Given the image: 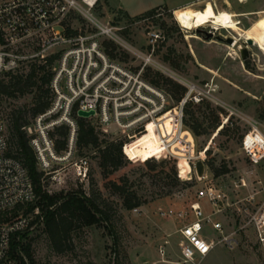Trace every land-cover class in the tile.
<instances>
[{"label": "rangeland", "instance_id": "obj_1", "mask_svg": "<svg viewBox=\"0 0 264 264\" xmlns=\"http://www.w3.org/2000/svg\"><path fill=\"white\" fill-rule=\"evenodd\" d=\"M90 14L97 25L112 28L113 38L120 39L112 42L117 49L114 59L109 58L111 62L133 76L138 73L141 76L145 68L180 84L186 90L184 98L191 102L189 113L185 116L182 113L180 119V105L168 96L170 87L159 79L157 91L164 99V103L157 104L163 106L160 114L173 109L179 120V128L170 142L161 138V144L155 129L160 149L131 158L127 154L119 167L108 169L105 179L99 167V153L91 147L75 150L58 165L57 174L43 176L41 185L49 197L62 201L91 196L106 210L109 222L75 230L70 249L59 254L51 249L45 235L42 213L32 212L27 215L29 228L14 239L19 245L29 247L31 261L23 258L24 264H183L178 230L189 215L180 218L176 214L187 213L196 191L202 187L196 171L198 162L230 205L213 218L223 224L225 232L232 229L234 221L237 227L242 225L241 218L236 217L237 206L246 207L241 216L245 217L264 196V50L255 42V46L246 45L242 38L244 34L255 39L263 37L264 0H205L174 12L160 8L138 17H129L99 0ZM65 30L72 36L99 38V43L111 38L102 35L96 25L79 14L67 18ZM152 32L159 36L153 43L149 38ZM228 39L238 43L232 47L233 44L226 43ZM240 46L247 48L245 60L239 52ZM147 58L150 64L146 63ZM26 75L0 77L1 84L11 86L10 94L0 93V116L8 127V136L15 117L29 123L39 95L47 96L46 85L38 80L41 75L32 79L35 85L28 86L23 94L18 92L16 82L25 81ZM136 86L131 80L132 92ZM94 95L112 114L107 133H100V140L105 142L101 148L137 135L140 125L125 128L126 118L122 117L119 123L113 119L114 109L127 99L128 92L110 84L88 91L83 99L88 101ZM155 115L148 122L153 119L156 124ZM92 123L97 125L96 117ZM187 127L196 136L175 143ZM255 135L257 142L252 140ZM147 157L155 162L148 165L140 160ZM82 158L88 161L86 179L77 177L73 167ZM221 168L228 173L214 177L212 169ZM174 170L178 185L173 180ZM241 179L246 187H237ZM112 185L133 192L141 205L125 210ZM250 197L254 201L246 203L244 199ZM201 204L208 213L206 202ZM169 210L173 217L161 215ZM203 233L208 239L219 238L209 226ZM234 240L232 249L219 245L198 264H262V252L251 230L237 232Z\"/></svg>", "mask_w": 264, "mask_h": 264}, {"label": "built area", "instance_id": "obj_2", "mask_svg": "<svg viewBox=\"0 0 264 264\" xmlns=\"http://www.w3.org/2000/svg\"><path fill=\"white\" fill-rule=\"evenodd\" d=\"M98 2L99 0H0V77L28 74L35 67H43L45 71L49 70L52 73L49 84L52 92L50 107L44 113L35 116L31 123L23 128L29 136V146L34 153L36 167L46 176L57 174L58 165L68 160L75 151L77 131L73 114L75 104L76 116L79 110L94 111V116L89 118L96 117L99 131L102 134L107 133V128L112 122V114L110 115L104 104L99 103L97 96H92L88 101L83 99L88 91H97L112 84L122 92H128L127 99L113 111V119L117 123L122 117L128 120L125 128L135 125L148 126L151 123L156 126L157 118L163 114H160L163 106L157 107L158 101L164 103L158 89L145 82L140 73L133 76L129 71L111 62L102 50L99 38L66 34L67 18L72 14H79L96 25L102 35L111 37L107 38L108 41H120L119 38H113L112 28L99 26L92 18L90 12ZM149 38L153 43L159 36L152 32L149 33ZM53 56L55 57L53 63L48 65V59ZM150 62L147 58L146 63ZM131 80L137 84L133 92L129 87ZM186 101L183 98L179 103L180 119ZM153 114H156V124L153 119L148 122V118H152ZM60 125L69 128V137L67 150L57 154L54 141L49 134L54 127ZM134 136L135 134L127 138ZM252 140L257 142V136L255 135ZM8 151L6 122L0 116V216L7 218L6 221H0V264H18L9 255L10 244L15 234L29 228L30 220L28 214L21 212L11 217L12 211L17 207L25 208L34 204L36 195L26 169L19 161L8 156ZM73 167L77 177L81 179L88 177L87 159L78 160ZM199 182L202 187L196 191L187 213L176 214L180 218L189 215L183 219V225L178 230L179 252L183 264H198L219 245L232 249L236 233L247 229L254 235L255 242L262 252L264 264V196L245 217L241 216L242 210L246 211V207L241 209L237 206L236 217L241 218L239 223L242 225L239 224L237 227L234 221L232 229L225 232L223 224L213 220L230 207L225 194L211 184V178L205 171ZM237 187H245V180L241 179ZM244 200L249 204L254 201L251 197ZM203 201L209 207L208 213L203 210L201 204ZM33 213L37 215L38 209L35 208ZM161 215L173 217V212L169 210L162 212ZM206 226L219 234L216 241L204 235Z\"/></svg>", "mask_w": 264, "mask_h": 264}, {"label": "trees", "instance_id": "obj_3", "mask_svg": "<svg viewBox=\"0 0 264 264\" xmlns=\"http://www.w3.org/2000/svg\"><path fill=\"white\" fill-rule=\"evenodd\" d=\"M154 11L155 10H151L150 12H147L141 16L149 15ZM101 47L108 58L113 60L115 57L113 53L117 49L116 46L111 41L104 40L101 43ZM54 59V56L50 57L48 59V65H51ZM37 75H41L38 79L41 85H46L45 93L47 96L44 98L39 95L38 101L33 109L31 120L35 116L44 113L51 105L52 92L49 88V84L52 78V73L49 70L45 71L43 67H35L32 68L31 72L26 75L25 81L18 79L16 82L18 85L17 91L23 94L28 86L35 85V82L32 81V79H35ZM141 78L157 89H159L160 85L158 80H164V82L170 87L168 96L175 102L176 105H179L185 96L186 90L180 86V84L163 78L156 71L152 72V70L150 71L144 68ZM10 87L11 86H5L0 83V93L10 94ZM190 105L191 102L188 101H186V103L183 105L182 113L184 116L189 113L188 108ZM76 110L77 104H75L73 107V114L77 124L75 150L91 147L95 150L96 154L98 151L100 159L99 167L102 170L104 179L108 169L111 168L115 170L117 167H119L121 165L122 158L125 159L127 154H129L131 158L136 154L144 155V153L147 152H154L160 149L158 136L161 144V138H165L167 142H170L172 138L175 137L176 131L179 128L178 115L172 109L163 113L157 118V124L155 128L157 127L156 130L158 132V136L152 124H149L148 126L144 125L141 127V129L136 131V136L129 139L123 138L115 142H110L106 144L104 148H101L105 142L100 140L101 132L98 130V126L92 123L93 118L77 117L75 115ZM31 120L29 123H25L22 121L21 117H15L14 121H12L11 132H9V136L8 127L6 126V134L9 143L8 156L19 161L26 169L36 195V201L34 204H30L25 208L17 207L12 211V213L14 216L19 212L28 214L32 213L34 209L37 208L38 211L42 213L44 232L51 249L55 253L61 254L70 249V238L75 230L98 225L101 222L108 223L109 217L106 210L100 206V204H97L93 198H91V196H83L82 199L71 197L67 200L61 201L59 198H52L45 194L41 185L44 174L36 167L34 153L29 146V136L23 129L31 123ZM187 130L182 131L179 134L177 137V142L175 143L185 141L196 136V133L190 127H187ZM49 135L54 141V149L57 154H62L67 150V140L69 137V128L67 126L60 125L58 127H54ZM140 160L144 164L148 165H150L152 162H155L153 158L148 157L144 160ZM151 167L153 168L154 166L152 165ZM212 173L214 177H219L228 173V170L225 168L212 169ZM173 180L175 185L179 184L176 170L173 171ZM112 188L114 189V193H117L121 197L122 205L125 210L131 211L141 205V202H139L133 192H128L115 185H112ZM6 220L7 218L5 216H0V221L3 222ZM15 235L13 236L10 244V257L18 264H24L23 258L31 261L28 251L29 247L23 244L19 245L20 242H16L14 239Z\"/></svg>", "mask_w": 264, "mask_h": 264}, {"label": "crops", "instance_id": "obj_4", "mask_svg": "<svg viewBox=\"0 0 264 264\" xmlns=\"http://www.w3.org/2000/svg\"><path fill=\"white\" fill-rule=\"evenodd\" d=\"M205 0H104L106 4L129 17H138L151 10L165 8L176 11L189 6H197Z\"/></svg>", "mask_w": 264, "mask_h": 264}, {"label": "water", "instance_id": "obj_5", "mask_svg": "<svg viewBox=\"0 0 264 264\" xmlns=\"http://www.w3.org/2000/svg\"><path fill=\"white\" fill-rule=\"evenodd\" d=\"M218 38V37H217ZM226 43L228 45L232 44V40L231 39H228L226 40ZM248 44L252 45L253 43L251 41H248ZM239 52L241 54V57L243 60H245L247 57H248V52H247V49L245 47H239ZM95 112L94 111H82V110H79L77 111V116L78 117H81V118H89V117H92L94 116ZM196 171H197V176L199 178H201L203 172H204V167H203V164L201 162H198L197 165H196Z\"/></svg>", "mask_w": 264, "mask_h": 264}, {"label": "bare ground", "instance_id": "obj_6", "mask_svg": "<svg viewBox=\"0 0 264 264\" xmlns=\"http://www.w3.org/2000/svg\"><path fill=\"white\" fill-rule=\"evenodd\" d=\"M263 26V25H262ZM242 38H244L245 39V41L243 42V43H245L246 45H248V46H255V43H257V44H259V45H261V47H262V49L264 50V35H263V37L262 38H260V39H255V38H253V37H251V36H247V34L245 35H243L242 36ZM248 41H251L253 44L252 45H250V44H248ZM255 42V43H254ZM238 43V41L237 40H235L234 42L232 41V47L233 46H235L236 44ZM240 48H241V46H240ZM246 48V47H245ZM247 49V48H246ZM154 125V124H153ZM154 127H155V125H154ZM156 129V128H155ZM179 171V170H178ZM179 175L180 176H183L181 173H180V171H179ZM247 186V184H246V182H245V187Z\"/></svg>", "mask_w": 264, "mask_h": 264}]
</instances>
